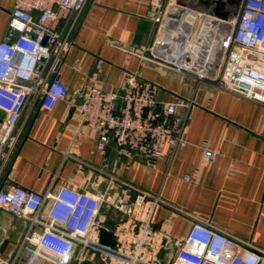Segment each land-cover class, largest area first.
Wrapping results in <instances>:
<instances>
[{"label":"crops","instance_id":"1","mask_svg":"<svg viewBox=\"0 0 264 264\" xmlns=\"http://www.w3.org/2000/svg\"><path fill=\"white\" fill-rule=\"evenodd\" d=\"M177 1L86 0L80 11L59 24L64 26L66 46L53 74L69 90L85 89L97 79L103 90L120 91L125 72H131L158 86L159 103L185 99L186 106L178 109L185 121V146L165 144L163 155L152 158L109 139L101 153L96 133L67 100L45 110L40 96L31 95L14 129V147L0 159V188L17 184L44 194L67 186L105 195L98 240L101 228L114 232L125 219L112 200L133 197L126 184L157 194L168 203L157 205L152 215L156 238L162 240L158 264H169L174 257L193 223L191 215L264 250V104L217 86L225 49L213 77L186 66L199 22L203 17L219 19L201 7L185 5L189 0ZM15 2L0 0V40ZM175 32L190 42L181 71L165 66V59L181 48L170 47ZM200 38L213 40V27L203 25ZM117 46L147 48L145 55L156 59ZM180 60L177 57V63ZM6 116L0 107V120ZM205 149L216 152L213 160H205ZM50 204L45 200L44 213ZM41 231V225L0 208V264H51L42 256L32 257L26 248L32 245L23 243L26 236ZM69 264L104 263L96 250L75 243Z\"/></svg>","mask_w":264,"mask_h":264},{"label":"built area","instance_id":"2","mask_svg":"<svg viewBox=\"0 0 264 264\" xmlns=\"http://www.w3.org/2000/svg\"><path fill=\"white\" fill-rule=\"evenodd\" d=\"M86 0H16L0 40V107L7 116L0 120V159H6L14 147V129L21 109L31 95L40 96V105L52 110L59 100L77 110L83 124L96 133V147L104 153L109 139L121 147L152 158L163 155L165 144L185 146L184 117L178 109L187 102L157 101L158 86L125 72L120 91H105L97 79L85 89L69 90L54 76V67L66 46L64 26ZM36 12V15L33 14ZM155 20H161L157 15ZM232 25L216 84L228 92L264 104V0H242L238 18ZM181 45L169 56L165 66L183 70V55L190 42L175 32L170 47ZM115 46V45H114ZM124 52L144 59L147 48L120 47ZM177 57L181 60L177 63ZM216 152L204 150L211 161ZM185 179H190L185 176ZM128 185L131 199L115 196L113 205L125 215L116 226L114 247L99 242L95 233L101 225L99 209L104 196L92 195L62 186L56 193L41 194L17 184L0 188V208L28 218L42 226L23 243L30 255L42 256L51 264H69L75 243L96 250L104 264H158L162 240H157L152 215L157 205H168L159 195ZM45 200L51 204L43 212ZM193 217V223L169 264H264V250L243 239Z\"/></svg>","mask_w":264,"mask_h":264},{"label":"water","instance_id":"3","mask_svg":"<svg viewBox=\"0 0 264 264\" xmlns=\"http://www.w3.org/2000/svg\"><path fill=\"white\" fill-rule=\"evenodd\" d=\"M180 1L178 0L177 4L181 3ZM241 2L242 0H189V3L185 4L189 7H201L207 12L208 16L219 19V21H213L203 17L199 22L186 59V66L202 74L215 76L232 29V25L228 22L229 18L235 16L232 7L238 6ZM205 24L213 27V40L200 38L201 28ZM99 238L100 243L109 247H114L116 243L113 232L106 228L100 229Z\"/></svg>","mask_w":264,"mask_h":264},{"label":"rangeland","instance_id":"4","mask_svg":"<svg viewBox=\"0 0 264 264\" xmlns=\"http://www.w3.org/2000/svg\"><path fill=\"white\" fill-rule=\"evenodd\" d=\"M232 10L235 12V18H238L241 12V3L238 6L232 7Z\"/></svg>","mask_w":264,"mask_h":264}]
</instances>
